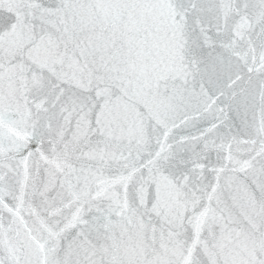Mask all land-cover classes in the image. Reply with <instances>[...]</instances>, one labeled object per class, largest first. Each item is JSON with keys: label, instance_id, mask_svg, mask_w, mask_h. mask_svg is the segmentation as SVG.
<instances>
[{"label": "snow or ice", "instance_id": "obj_1", "mask_svg": "<svg viewBox=\"0 0 264 264\" xmlns=\"http://www.w3.org/2000/svg\"><path fill=\"white\" fill-rule=\"evenodd\" d=\"M0 264H264V0H0Z\"/></svg>", "mask_w": 264, "mask_h": 264}]
</instances>
